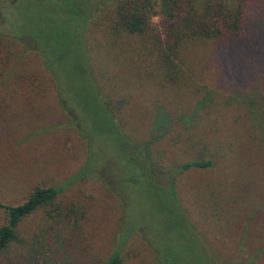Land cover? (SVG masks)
I'll return each instance as SVG.
<instances>
[{
  "label": "rangeland",
  "instance_id": "1",
  "mask_svg": "<svg viewBox=\"0 0 264 264\" xmlns=\"http://www.w3.org/2000/svg\"><path fill=\"white\" fill-rule=\"evenodd\" d=\"M113 1L0 0V225L64 187L0 264H264V0L239 36L186 44L172 81L110 32Z\"/></svg>",
  "mask_w": 264,
  "mask_h": 264
},
{
  "label": "trees",
  "instance_id": "2",
  "mask_svg": "<svg viewBox=\"0 0 264 264\" xmlns=\"http://www.w3.org/2000/svg\"><path fill=\"white\" fill-rule=\"evenodd\" d=\"M232 1L204 0L198 4L196 0H114L111 11L107 13L109 30L115 36L135 34L143 43L152 45L155 67L163 74L164 81H172L180 73V52L186 44L227 40L242 33L249 5L259 0ZM155 14L162 17V23L158 26L151 23V17ZM211 165V159H193L181 167ZM63 189L62 185L35 186L21 204L3 205L7 218L0 225V255L10 242L19 238L17 226L21 219L39 208L51 205ZM57 208L60 206L46 209L48 218L53 219L59 214L53 213ZM96 264L125 263L118 252H113L106 260Z\"/></svg>",
  "mask_w": 264,
  "mask_h": 264
},
{
  "label": "clouds",
  "instance_id": "3",
  "mask_svg": "<svg viewBox=\"0 0 264 264\" xmlns=\"http://www.w3.org/2000/svg\"><path fill=\"white\" fill-rule=\"evenodd\" d=\"M151 23L153 25H160L162 23V17L161 16H152L151 17Z\"/></svg>",
  "mask_w": 264,
  "mask_h": 264
},
{
  "label": "crops",
  "instance_id": "4",
  "mask_svg": "<svg viewBox=\"0 0 264 264\" xmlns=\"http://www.w3.org/2000/svg\"><path fill=\"white\" fill-rule=\"evenodd\" d=\"M38 80H40V79H38ZM41 82H43L42 78H41ZM39 85H40V81H39Z\"/></svg>",
  "mask_w": 264,
  "mask_h": 264
}]
</instances>
